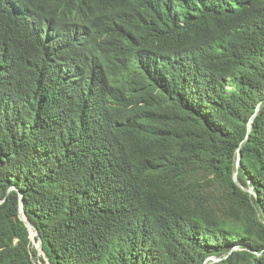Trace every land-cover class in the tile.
<instances>
[{
  "label": "trees",
  "instance_id": "trees-1",
  "mask_svg": "<svg viewBox=\"0 0 264 264\" xmlns=\"http://www.w3.org/2000/svg\"><path fill=\"white\" fill-rule=\"evenodd\" d=\"M0 200V264H264V0H0Z\"/></svg>",
  "mask_w": 264,
  "mask_h": 264
},
{
  "label": "water",
  "instance_id": "water-1",
  "mask_svg": "<svg viewBox=\"0 0 264 264\" xmlns=\"http://www.w3.org/2000/svg\"><path fill=\"white\" fill-rule=\"evenodd\" d=\"M257 115V112L254 114L252 120L250 121V123L248 124V134L250 133L251 131V127H252V124H253V121L255 119ZM241 152H239V155H238V162H237V167L239 168L240 167V164H241ZM234 180L236 182V184L242 188L244 191L246 192H249L253 195H256L255 191L253 188L251 189H246L245 187H243L241 185V183L238 181V173L236 172L234 174ZM3 201L0 200V204L2 203ZM22 200H21V204H20V218L21 220H23L25 222V224L27 225V227L29 228L30 230V237H31V240L33 242V245L35 246L36 250L38 251V257H41V256H44V251H43V242H42V239H41V236L39 234V231L36 230L33 225L28 221L27 217H26V214L24 212V210L22 209ZM208 260H212L213 262H217V261H220L221 259H216V258H209ZM49 264V263H48Z\"/></svg>",
  "mask_w": 264,
  "mask_h": 264
}]
</instances>
